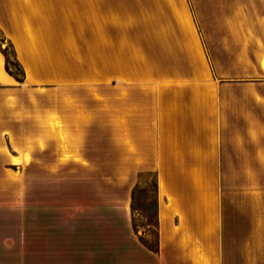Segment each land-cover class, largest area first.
Here are the masks:
<instances>
[{
    "label": "crops",
    "instance_id": "1",
    "mask_svg": "<svg viewBox=\"0 0 264 264\" xmlns=\"http://www.w3.org/2000/svg\"><path fill=\"white\" fill-rule=\"evenodd\" d=\"M252 1L0 0L23 69L0 45L6 158L155 173V248L130 235L103 264H264V78L219 77L210 58L264 39L244 26L264 15L239 14Z\"/></svg>",
    "mask_w": 264,
    "mask_h": 264
},
{
    "label": "rangeland",
    "instance_id": "2",
    "mask_svg": "<svg viewBox=\"0 0 264 264\" xmlns=\"http://www.w3.org/2000/svg\"><path fill=\"white\" fill-rule=\"evenodd\" d=\"M239 14L264 15V0L252 1L240 8ZM244 26L264 31V23ZM0 45L12 75L21 80L23 69L1 31ZM237 45L244 46L246 53L210 56L217 75L264 78L259 67L264 68V54L260 53L264 39L255 35ZM113 145L109 142L103 147L113 149ZM11 153L0 142V264H103L114 260L117 240L134 234L155 248L156 182L152 169L87 166L78 155L52 165L51 151L40 153L39 160L22 163L12 161ZM25 157L29 158L28 154ZM121 207L127 212L128 229L118 214ZM259 239L264 258V229ZM238 249L231 247V253L237 254Z\"/></svg>",
    "mask_w": 264,
    "mask_h": 264
},
{
    "label": "trees",
    "instance_id": "3",
    "mask_svg": "<svg viewBox=\"0 0 264 264\" xmlns=\"http://www.w3.org/2000/svg\"><path fill=\"white\" fill-rule=\"evenodd\" d=\"M2 52H3L4 57H5V68L9 71V73L14 74V73L11 71V69L9 68V66H8V59H7V56H6V53H5L4 49H2Z\"/></svg>",
    "mask_w": 264,
    "mask_h": 264
}]
</instances>
